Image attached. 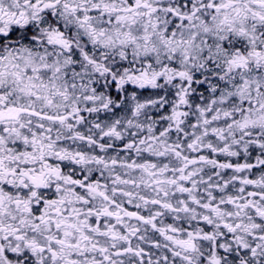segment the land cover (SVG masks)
Returning a JSON list of instances; mask_svg holds the SVG:
<instances>
[{
	"label": "snow or ice",
	"instance_id": "obj_1",
	"mask_svg": "<svg viewBox=\"0 0 264 264\" xmlns=\"http://www.w3.org/2000/svg\"><path fill=\"white\" fill-rule=\"evenodd\" d=\"M0 264H264V0H0Z\"/></svg>",
	"mask_w": 264,
	"mask_h": 264
}]
</instances>
